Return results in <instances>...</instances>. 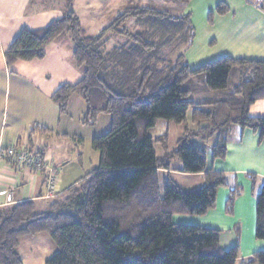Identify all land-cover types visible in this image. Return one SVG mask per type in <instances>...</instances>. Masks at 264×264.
I'll list each match as a JSON object with an SVG mask.
<instances>
[{"label": "trees", "instance_id": "1", "mask_svg": "<svg viewBox=\"0 0 264 264\" xmlns=\"http://www.w3.org/2000/svg\"><path fill=\"white\" fill-rule=\"evenodd\" d=\"M71 1L63 16L46 28L20 31L4 53L5 62L11 66L41 60L48 45L67 36L82 78L60 86L51 101L65 114L70 98L77 95L85 104L83 126L94 127L106 115L111 127L91 140L99 155L97 167L70 187L63 200L39 214L30 201L0 208V264H23L21 239L40 234L55 248L44 264H236L239 248L221 249V231L175 224L173 217L206 215L215 208L222 187L229 189L225 213L232 214L242 188L208 168L206 153L212 160H224L233 127L250 130L259 143L264 141V112L249 115L252 105L264 101V60L222 57L191 70L184 58L194 38L188 15L125 8L89 37ZM170 1L185 5L191 0ZM227 13L219 3L208 21ZM110 37L124 42L105 53ZM205 94L212 97L199 104L192 101ZM158 122L183 127L171 151L166 135H150ZM155 145L161 150L158 155ZM175 162L182 174L202 175L203 185L182 190L169 175L161 178ZM247 178L253 194L258 180ZM254 196L255 238L264 241V181ZM240 264H264V250Z\"/></svg>", "mask_w": 264, "mask_h": 264}, {"label": "crops", "instance_id": "2", "mask_svg": "<svg viewBox=\"0 0 264 264\" xmlns=\"http://www.w3.org/2000/svg\"><path fill=\"white\" fill-rule=\"evenodd\" d=\"M68 1L0 0V151L7 146H25L40 151L57 170L59 191L55 198H47L42 175L8 165L0 153V208L30 201L36 206L35 213H45L51 205L66 197L70 187L85 179L96 168L90 169L92 158L94 162L99 159L98 153L91 154L88 150L92 138L98 136L97 133L80 122L85 111L83 100L77 95L72 96L65 114H61L51 101V96L60 86L74 85L82 78L81 71L73 62L69 38L63 36L48 45L41 60L17 61L7 66L4 58V53L20 31L46 28L63 16ZM121 1L125 0H72L71 3L80 22L78 10L91 23L106 15H110L111 19L112 13L121 9ZM219 3L226 5L228 13L214 14L209 22V14L214 13ZM173 4L179 7L178 15L175 16L188 15L194 30L193 42L184 53L185 63L191 70L222 57L264 60V0H191L185 5ZM204 96L194 103L199 104L212 97L210 94ZM263 112L264 101H258L251 106L249 115L259 117ZM207 166L225 174L230 185L235 181L241 186L242 194L235 201L232 214L225 213L229 189L222 187L217 191L213 210L204 216H180L183 218L176 220L221 231V249L227 250L239 244L236 264H240L255 252L264 250V241L254 242L251 237L252 223H256L254 194L259 192L264 181V141L259 143L258 136L250 130L233 127L228 137L225 159L210 158ZM178 169L179 164L173 163L172 170L161 172L160 177L169 175L182 190H192L203 185L202 175H186L178 172ZM247 175L258 180L253 194ZM183 178L186 186L182 182ZM245 224H248L249 235L244 240L245 233L242 231ZM236 230L240 232L238 241L230 237L231 231L236 234ZM47 237L40 234L21 239V242L27 239L25 244L21 245L20 242L18 248L23 262L21 248L23 251L28 248L34 250L35 253L30 255L32 258H37V252L45 246L52 248L50 252L54 249ZM35 239H39L38 242H34Z\"/></svg>", "mask_w": 264, "mask_h": 264}, {"label": "rangeland", "instance_id": "3", "mask_svg": "<svg viewBox=\"0 0 264 264\" xmlns=\"http://www.w3.org/2000/svg\"><path fill=\"white\" fill-rule=\"evenodd\" d=\"M117 5H119V4H117ZM132 7H145V8L157 9V10H161V11H166V12H168L174 16L178 15V11H179V7H175L174 4L170 0H125V1H121V9L118 8L117 11H122L125 8H132ZM78 13L81 17V24H82L81 26L84 29L83 30L84 34H85V36H89V37L98 34L102 29H104L110 23V21L113 19V16L116 14V12H114L115 14L112 13L113 16L111 19H110V15H106L104 17L94 19L95 20L94 22L88 23L89 20L83 17V14L80 10H78ZM110 13H111V11L109 12V14ZM131 24L132 23H130L129 25H131ZM129 27L131 28L132 25ZM122 42H124V41L120 38L110 37V39L108 40V42L105 46V53L108 52L112 47L119 45ZM167 60H168V58H167ZM205 97L206 96H204V95L203 96L198 95L197 97H193L192 101L197 102V101H199ZM99 118H101V119H99L98 124L94 127H91V128H93L91 130H94V132L97 133L96 135H98V136L106 134L111 127V118L109 116L103 115ZM187 126L188 127L191 126V124H190V111L187 114ZM182 131H183L182 125H175L174 123L158 122L155 129L152 130V132H150V135L152 137L166 135L167 136V147H168L169 151H171L174 149L176 141L181 136ZM90 146H91V143H90ZM90 146H89L88 150L92 154V152H94V151L91 149ZM154 150H155L157 155L161 153L160 148L156 145L154 146ZM206 158L208 161H210L211 157H210L209 151H207V153H206ZM97 163L98 162L97 161L94 162L93 158H92V160L90 162V166H91L90 169L97 167ZM175 163H178V162H175ZM182 182H185V186H186L185 178H183ZM179 183H181V181ZM57 195H59V191L55 196H57ZM55 196L52 198H55ZM183 217H189V216H183ZM183 217H180V216L175 217V221H173V223L183 224V223H180L176 220L177 218H183ZM189 218H193V217H189ZM183 225H192V224H183ZM252 227H253V230L251 233V237H252L253 241L254 242L255 241L256 242H262V241L256 240V238H255V222L252 223L251 228ZM248 228H249L248 224H245V227L243 228L244 231H242L245 233L244 234V240H245V237L247 238V236L249 235ZM235 233L236 234H233V231H231L232 235H230V237L232 236L233 239H236V241H238V239L240 237L239 236L240 232L237 233V230H236ZM226 235H228V234H226ZM26 240L27 239L22 240L21 245L25 244L27 242ZM38 240L39 239H35L34 242H38ZM234 246H238V248H239V244H234V245L228 247V249H230ZM51 249L52 248L48 247V246L43 247V249H41L40 251L37 252L38 253L37 258H32L30 256V255L34 254L35 252H34V250H30L29 248L25 249L24 251L21 248L20 252H21L22 256L24 257V261H25L24 264H43L45 257L46 256L49 257L50 255H52L54 253L55 248L50 252ZM43 256H45V257H43Z\"/></svg>", "mask_w": 264, "mask_h": 264}, {"label": "built area", "instance_id": "4", "mask_svg": "<svg viewBox=\"0 0 264 264\" xmlns=\"http://www.w3.org/2000/svg\"><path fill=\"white\" fill-rule=\"evenodd\" d=\"M0 153L8 165L21 167L27 172L42 175L47 198H52L58 193L57 170L40 151H33L25 146H7L1 149ZM8 200H10V196H8Z\"/></svg>", "mask_w": 264, "mask_h": 264}]
</instances>
